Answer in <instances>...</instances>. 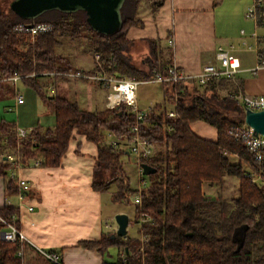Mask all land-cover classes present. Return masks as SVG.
I'll return each mask as SVG.
<instances>
[{"label": "trees", "instance_id": "trees-1", "mask_svg": "<svg viewBox=\"0 0 264 264\" xmlns=\"http://www.w3.org/2000/svg\"><path fill=\"white\" fill-rule=\"evenodd\" d=\"M8 1H0V77L20 74L21 81L37 91L55 116V124L32 127L28 135L18 138L15 123L0 121V176L4 178L5 193L18 192L9 174L11 163L5 156L18 155L23 166L39 158V166L56 168L70 139L78 133L97 146L93 189L103 192L117 181L112 200L129 198L135 190L130 188L120 160L125 151L109 147L105 135L128 133L134 114L124 104L84 110L64 96L49 95L43 90L45 83L39 80L53 72L100 70L134 81L151 80L157 74L166 76L172 56L159 49L154 40H145L148 51L140 61L144 68L138 67L131 56L134 42L126 34L130 26L141 25L136 11L142 0H125L120 10L121 29L113 35L91 29L83 11L65 13L55 9L33 20L50 25L33 39L17 30L29 20L11 11ZM65 35L76 40L85 38L87 52L93 58L98 56L91 69L75 68L66 55L57 51L59 40ZM220 81L216 79L205 86L200 95L191 81L161 83L164 101L172 102L174 96L177 100L174 116L167 117L165 104L158 103L139 124L141 134L160 147L152 157L141 160L157 171L149 174L150 186L141 190V202H133V222L139 237L105 232L97 240L82 242L84 247L95 248L102 255L110 246L124 248V260L105 258L102 264H264V184L245 177L249 170L264 178V152L251 153L242 140L234 137V127L244 123V110L230 94L218 97L216 84ZM197 120L216 129L215 141L194 134L189 124ZM225 176L239 182L236 197L228 200L220 194L202 192L203 182L222 183ZM14 212L13 206L5 205L0 216L8 218ZM2 228L0 222V231ZM19 248L16 242L0 238V264H24L22 256L16 254Z\"/></svg>", "mask_w": 264, "mask_h": 264}, {"label": "crops", "instance_id": "crops-1", "mask_svg": "<svg viewBox=\"0 0 264 264\" xmlns=\"http://www.w3.org/2000/svg\"><path fill=\"white\" fill-rule=\"evenodd\" d=\"M251 2L163 0L156 6L150 0H142L136 11L141 25L130 26L126 38L134 42V48L139 49L137 52L132 50V54L137 55L147 53L146 39L154 40L159 49L170 53L178 70L190 75L199 73L203 65L217 64L215 51L223 47L238 57L240 66L231 78L220 79L216 84L218 97L237 93L263 94L264 64L254 69L259 55L264 59V33L259 32L264 27V18L253 21L245 16V9ZM52 91L54 93L50 94H55L56 87ZM2 92L15 93L7 84L0 85ZM74 93L75 102L82 109L100 110L90 109L91 100L96 97L92 90L83 94ZM160 101H164L162 93ZM105 102V99L101 102L103 106ZM164 104L171 105L170 108L165 107L168 111L174 106V99L172 102L164 101ZM44 116L55 118L50 111ZM39 124V121H31L25 129L30 130ZM189 126L201 139L215 141L216 129L203 120L191 122ZM69 144L59 167L33 166L31 161L28 166L13 170L29 185L21 201L17 193H5L4 178L0 176V209L5 205L15 208L16 226L28 239L21 247L22 259L27 250L39 252L43 249L58 253L63 264H102L105 258L114 260L109 257L111 246L102 255L97 249L82 244L114 230L109 222L110 216L104 210V193L91 186L97 146L78 133H74ZM13 179L16 184V177ZM28 205L33 207L31 211L27 209ZM117 252L119 256L118 249Z\"/></svg>", "mask_w": 264, "mask_h": 264}, {"label": "built area", "instance_id": "built-area-1", "mask_svg": "<svg viewBox=\"0 0 264 264\" xmlns=\"http://www.w3.org/2000/svg\"><path fill=\"white\" fill-rule=\"evenodd\" d=\"M159 0H150L151 4H155ZM264 4L262 0H252V2L245 9V16L247 18L256 21L258 18H264ZM31 23V24H30ZM50 28L48 24H36L33 21H27V23L21 24L17 27V30L21 33L29 34L31 39L34 38L35 35L42 32L43 30H47ZM243 32V30H241ZM254 36V34H252ZM217 64L214 65H203L200 69V72L194 75L184 74L182 71L178 70L174 63H171L166 70L167 75L163 76L161 74H157V77L151 80H147V82H180V81H191L196 85H209L214 82L216 79H228L231 78L238 70H239V59L235 54H232L228 50H225L223 47H218L215 51ZM96 60H98V56H95ZM264 64V59L261 55L258 57V63L254 70H257L258 66ZM75 76L79 77L83 80L91 79L95 82H98L102 86L106 87L110 91L105 96V107L113 108L117 105L124 104L133 114H134V124L130 126V130L128 133L123 134H113L111 132H107L105 135V143L112 148H118L120 150H124L127 156H133L139 174H143V170L141 168V160L152 157L154 153V144L148 140V138L141 134L139 124L144 121L145 116H147L153 108L149 106L145 110H141L138 105V99L136 95V84L137 81H134L131 78L126 77H118L116 75H111L104 71H96L95 73H84V72H57V73H49L46 75L55 76ZM33 75V74H32ZM22 79L20 74L14 72L11 76H1L0 82L9 85L15 91L14 95V103L15 107L17 105H21L24 102V97L18 89H16V84ZM125 87V88H123ZM51 88V87H48ZM51 90H53L51 88ZM233 98H235L243 110L250 109L254 111H258L264 109V93L257 95H249L246 93H237L230 94ZM174 98V106L177 100L176 96ZM172 109L166 111L167 117L174 116L175 112ZM16 136L18 138H23L30 132L29 130L16 126L15 128ZM233 134L236 139H240L246 145L248 151L259 155L261 152H264V135L261 133H256L254 129L247 125L245 122L240 124V126H236L233 129ZM4 158V156H3ZM7 160L11 163L12 169L9 174L12 177H16V186L18 188L17 196L19 200H23L28 188L27 181L21 177L13 173V170H17L20 167H24L18 155H7L5 156ZM41 164V159L37 158L32 161L33 166H39ZM248 177L250 181L257 184H264V178L255 174L253 171L245 172V177ZM140 191L137 190V193L134 196V202L140 203ZM19 207V205H18ZM29 211L33 209L31 205L26 206ZM0 222L3 224V228L0 231V238L3 241L16 242L17 245H20V248L17 250L16 254L20 256L22 254V244L28 241L24 232L18 229L16 226V217L15 213L10 214L7 217L0 216ZM41 255L49 260L52 264H63L60 255L54 251H46L43 249H39ZM125 254L120 253V258L125 259Z\"/></svg>", "mask_w": 264, "mask_h": 264}, {"label": "rangeland", "instance_id": "rangeland-1", "mask_svg": "<svg viewBox=\"0 0 264 264\" xmlns=\"http://www.w3.org/2000/svg\"><path fill=\"white\" fill-rule=\"evenodd\" d=\"M1 1V0H0ZM11 1V0H10ZM8 1V3L10 2ZM264 4V0H263ZM10 5V3H9ZM260 33H264V27L259 29ZM31 39V37H29ZM28 38V40H29ZM23 47V46H22ZM87 44L85 38L82 40H76L69 38V36H62L59 40V44L57 46V51L60 52L63 55H66L69 59L72 65L75 68H78L79 70H88L93 67V65L96 63V58L89 54L87 52ZM130 50L138 51L139 49H136L131 47ZM132 53V52H131ZM134 62L137 64L138 67L144 68V66L140 65V61L142 58L146 57V54H132ZM40 83H45V86L51 87L53 90L57 89V92L55 91L56 95H62L67 97L69 101H76L75 93L83 94L86 90H92V92H95V100L92 98V106L90 109H102L105 108V106L102 105L101 102L104 101L106 94L110 91L106 87L102 86L98 82H95L91 79L83 80L79 77L75 76H62L59 75L57 77L47 75L43 77V79L39 80ZM85 83V84H84ZM92 89H91V86ZM136 95L138 99V105L141 110H145L148 108V106H151L154 108V105L158 103H164V101L158 102L160 100L161 93L163 92V85L161 83H152L147 82V80H138L136 84ZM198 94L203 93V89L205 86L203 85H196L193 84ZM51 88L44 87V91H46L49 95L50 93H54ZM16 89L20 92V94L24 97V104L20 105L18 108L15 107L14 103V94H7L3 92L0 96V121L2 119L6 121H10L17 124L20 127H28V124L32 121H35L38 123L41 128L44 127H53L55 124V118L50 117V121H47L49 117L44 116L45 113H49L48 108L46 107L45 103L42 102L41 98L39 97L37 91L34 88H31L30 86H26L21 80L16 84ZM209 95V93H206ZM222 95V93H221ZM219 96V94H218ZM221 97V96H220ZM95 101V102H94ZM158 102V103H156ZM95 103V104H94ZM10 107V108H9ZM166 108H170L171 105H166ZM169 110V109H168ZM49 115V114H48ZM231 115H237L241 117V115L231 113ZM30 120V121H29ZM27 121H29L27 123ZM160 147L154 145V153L159 149ZM120 160L122 162L123 170L126 172V175L128 177V182L130 185V188L135 190L132 195L129 196V198H125L124 200H118L114 201L112 200V193L117 188V181H113L110 183L109 188L103 191V200H104V210L105 213L110 216L109 222L114 229L113 232L116 234L117 225L115 221V216L118 215V213H124L128 215V218L130 220L128 226H127V235L129 236H137L139 237V234L137 232V225L134 224V196L137 193V190H146L150 186L149 181V175L148 174H139V170L136 164V161L133 156H127L126 153H123L120 155ZM235 159L232 158V161ZM238 184L237 179L235 177H228L225 176L222 180V183H215L210 184L207 182H203L202 185V192L205 195L210 196H216L220 194L222 197L231 200L232 198L236 197L237 190H238ZM141 192V191H140ZM130 201V202H128ZM119 256L117 252V248L115 246H111L108 249V252L110 253V256L114 260H118L120 258V253H124V248L120 247L118 249ZM24 264H50V261L45 259L39 252L36 250H27V253L23 256Z\"/></svg>", "mask_w": 264, "mask_h": 264}, {"label": "water", "instance_id": "water-1", "mask_svg": "<svg viewBox=\"0 0 264 264\" xmlns=\"http://www.w3.org/2000/svg\"><path fill=\"white\" fill-rule=\"evenodd\" d=\"M124 2L125 0H11L9 7L18 17L29 21H33L46 11L55 9L65 13L83 11L91 29L98 33L113 35L121 29L120 10ZM243 121L256 133L264 135V109L258 111L245 109ZM141 168L145 175L157 171L146 162L141 164ZM115 221L116 236H125L129 223L128 215L118 213Z\"/></svg>", "mask_w": 264, "mask_h": 264}, {"label": "bare ground", "instance_id": "bare-ground-1", "mask_svg": "<svg viewBox=\"0 0 264 264\" xmlns=\"http://www.w3.org/2000/svg\"><path fill=\"white\" fill-rule=\"evenodd\" d=\"M123 88H125V87H123Z\"/></svg>", "mask_w": 264, "mask_h": 264}]
</instances>
